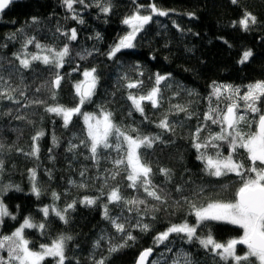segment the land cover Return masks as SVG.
I'll list each match as a JSON object with an SVG mask.
<instances>
[{
    "label": "trees",
    "instance_id": "1",
    "mask_svg": "<svg viewBox=\"0 0 264 264\" xmlns=\"http://www.w3.org/2000/svg\"><path fill=\"white\" fill-rule=\"evenodd\" d=\"M109 2L111 10L105 14L101 7ZM152 3L168 15H153L152 21L137 34L134 47L122 49L109 59L111 48L127 33L123 19L138 6H143L141 14H149L147 6ZM220 4L221 0H84V4L73 5V12L63 0H22L15 1L0 15V92L13 97L11 100L0 97V161L3 162L0 179L4 186H11L2 200L16 217L14 220L4 217L0 234L10 235L26 217L35 223L46 222L43 234L37 229H25L26 238L31 241V247L38 249L41 243H50L61 234L72 237L67 242L65 264H96L102 258H106V264H132L148 248L155 251L150 264H172L180 252L188 253L193 264H224L198 242L188 243L182 234L172 233L164 243L155 242L157 235L169 226L195 222L192 204L199 207L212 201H232L241 186L239 177L233 173L216 177L205 171L193 147V134L197 127H202L199 142L204 143L220 131L218 125L203 119L213 82L239 87L242 94L253 73L264 74V0H237V3L231 0L228 19L216 15ZM245 12L256 17V23L250 24L247 31L238 23ZM74 15L84 23L73 19ZM72 29L77 32L75 41L65 35ZM13 34L16 38L8 39ZM29 37L56 51L68 45L70 56L65 58L63 67L55 69L36 61L30 68H22L15 54ZM248 50L252 56L247 62L239 63L243 52ZM26 51L40 52L34 45H28ZM81 55L85 58L81 59ZM93 68L98 84L91 103H86L82 111L111 113L113 123L133 136H160L151 148L140 151L152 169L151 183L161 200L148 196L143 188L129 187L125 166L117 167L113 163L118 158L113 149L100 148L97 158H92L86 146L82 116H74L65 127L61 117L45 110L56 104L75 106L78 97L74 85L82 79L84 70ZM56 71L64 77L58 89L51 84ZM157 73L170 74L159 85V106L154 108L145 100L141 115L128 96L147 95L155 86ZM129 82L139 83L129 89L126 86ZM216 103L213 97V106ZM226 103L219 106L224 108ZM177 105L186 108L187 113L177 111ZM165 118L172 131L157 127ZM241 126L245 132L256 130L255 124L251 129L245 124ZM133 128L138 133H132ZM41 131L44 135L34 142L33 137ZM110 140L115 143V137ZM218 143L227 156V145ZM34 145L39 148L38 156L31 155ZM73 145L76 147L72 148ZM207 151L213 154L215 149L210 147ZM236 158L245 167L249 166L243 149ZM161 169L169 170L168 175ZM33 171L41 191L39 198L32 193ZM114 188L119 189L123 198L144 203H109L108 193ZM53 193L59 198L55 199ZM84 197L96 198V203L91 206L81 203ZM72 203L74 208L65 213L67 223L51 210L47 218L40 211L45 206L63 210ZM105 205L110 217H119L118 222L125 225L126 232H118L105 218ZM138 222L147 224L148 230L136 227ZM209 228L218 242L238 238L243 231L234 225L211 222L208 227L198 229V234L204 236ZM129 232L134 240H127ZM125 242L126 246L119 251L109 252L111 246ZM245 249L238 245L237 253L242 255ZM0 255L6 257L7 253ZM44 264L54 261L47 258Z\"/></svg>",
    "mask_w": 264,
    "mask_h": 264
},
{
    "label": "snow or ice",
    "instance_id": "2",
    "mask_svg": "<svg viewBox=\"0 0 264 264\" xmlns=\"http://www.w3.org/2000/svg\"><path fill=\"white\" fill-rule=\"evenodd\" d=\"M232 2L237 3V0H232ZM12 3L13 0H0V13H3ZM63 3L68 10L74 12L73 5L77 3L84 4V0H63ZM85 6L87 7V5ZM96 6L100 7V4L97 3ZM141 7L143 6H138L133 14L123 19L122 23L127 25L131 30L121 37L119 42L111 48L108 53L109 59L114 58L122 49L134 47L133 41L136 39L137 34L143 31L145 26L152 21L153 15H168L166 11L158 9L154 3L147 6L150 9L149 14H141ZM110 10V2L105 3L101 7V11L105 14L110 12ZM72 18L78 19L75 15ZM33 21L35 22V18H33ZM78 22L81 24L84 23L83 19H78ZM238 23L247 31L250 24L256 23V17L251 13L245 12L243 18ZM65 35L71 41L77 39L75 29H72L70 34L65 33ZM15 38V34L8 37L10 40ZM28 45H34L36 49L40 50V53L47 52L48 54L29 53L26 51ZM86 54L90 55L91 53ZM15 56L20 66L24 69L30 68L32 62L36 61L51 68L59 69L63 67L65 58L70 56V49L68 45H65L61 50L56 51L52 48H46L36 41L35 37H29L24 40L21 51L16 53ZM251 56L252 52L250 50L244 51L239 63L247 62ZM84 58V55H81V59ZM77 70L73 69V71ZM95 73V68L84 70L82 73L84 79L74 85L75 95L78 97V103L75 106L66 107L56 104L55 106L46 107L45 110L61 117L65 127L69 125L74 116H82L86 125L88 143L85 141H81V143H86V146L89 147L92 158H97L98 149L100 148L113 149L118 153V158L113 163L117 167L121 165L125 166L127 173L126 179L130 182L129 187L134 189L143 188L148 196L156 200H161L162 197L155 191L151 183L150 176L152 169L144 162L140 151L142 148H151L156 141L160 140V136L140 134L133 136L129 132L122 131L113 123L111 113L101 111L100 115L97 116L96 114L82 111V107L86 103H91L92 97L95 95L99 80ZM169 76L157 73L155 76V86L147 95L135 96L130 93L128 100L131 101L133 108L143 115L144 108L142 102L145 100L150 101L154 108L158 107L160 98L159 85L161 82L167 80ZM63 79L64 77L59 71H56L55 78L51 81L52 87L58 89ZM138 83L129 82L126 86L132 89L136 88ZM211 87L212 92L208 97L209 107L203 119L204 121H210L212 124L218 125L220 131L212 135L204 143H201L199 142V133L203 128L197 127L193 134V147L197 150V159L204 163L205 171L209 175L220 177L233 173L239 177L241 186L237 189L235 198L232 201H212L207 203L206 206L199 207L192 204L191 207L195 216V222L189 224L186 221L179 225L173 224L164 232L159 233L155 238V242L157 244L164 243L172 233L177 235L182 234L183 237H186L188 243L193 241L198 242L202 248L218 256L224 264H229V262L231 264H264V81H256L246 85V91L242 95L240 88L232 85H218L213 82ZM0 97H5L9 100L13 99L7 92H0ZM213 97L217 101L215 106L212 104ZM52 98H56L55 92H53ZM225 101H227L225 107L221 108L219 106L220 103H224ZM241 101L243 102L242 105ZM36 103L43 102L36 101ZM175 107L177 111L187 113L186 108L179 105ZM241 107H243V111H241ZM250 115L252 119H249ZM242 124L247 125L249 129H251L252 124H255L256 130L245 132L241 128ZM157 127L165 131L173 130L166 118L161 120ZM131 132L138 133V130L133 128ZM43 135V131L38 132L33 137V141H37ZM111 137H115V143L111 142ZM218 142H223V144L227 145V156L220 150L222 145ZM75 147V145L72 146V148ZM210 147L215 149L213 154H209L207 151ZM240 149H243L247 154V159L250 161L248 167H245L244 163L236 158ZM69 150L72 149L70 148ZM38 153L39 148L34 145L31 155L38 156ZM2 167L3 162L0 161V170H2ZM161 172L167 176L169 170L161 169ZM32 178L34 181L32 193L39 198L41 191L35 183V171L32 172ZM10 187L8 185L3 190H0V196ZM81 187H84V185H81ZM17 190L19 189L17 188ZM177 191H180V189L178 188ZM52 195L55 199L59 198L56 193ZM108 202L117 205L144 203L142 200H127L123 198L118 188H114L108 193ZM81 203L91 206L96 203V198L84 197ZM74 206V203L68 204L63 210L50 209L49 206H45L40 211L47 218L51 210L56 217L67 223L65 213L68 209L74 208ZM129 211H131V208H129ZM104 216L110 220L118 232H126L125 225L118 222L119 217L112 218L109 216L107 205L104 206ZM4 217H11L13 220L16 219L8 211L3 200L0 199V224L3 223ZM211 222L237 226L243 230L242 235L238 238H230L226 242H218L209 228L204 236H200L198 229L208 227ZM46 227V222L35 223L31 217H26L20 226L10 235L0 234V252L7 253L6 257L0 255V264H44L47 258H52L54 264H65L68 259L66 256L67 242L72 237L61 234L52 239L50 243H41L38 249L30 246L31 241L26 238L25 229H37L43 234ZM136 227H140L143 231H147L149 228L147 224H141L139 222ZM126 235L127 240L135 239L130 232ZM238 245L246 247L247 250L244 254H237ZM97 246H99V242H97ZM125 246L126 242L125 244L111 246L109 252H117ZM168 251L170 252L172 249L169 248ZM152 252V248L145 249L141 252L137 264H146L147 258ZM181 257L183 258V264H193L190 255L186 252L177 253L172 264H180ZM96 264H106V258L96 261Z\"/></svg>",
    "mask_w": 264,
    "mask_h": 264
},
{
    "label": "rangeland",
    "instance_id": "3",
    "mask_svg": "<svg viewBox=\"0 0 264 264\" xmlns=\"http://www.w3.org/2000/svg\"><path fill=\"white\" fill-rule=\"evenodd\" d=\"M231 0H221V4L219 5L218 9L216 10V15L221 18V19H224V18H227L228 19V12H229V4H230ZM131 29L128 27V30H127V33L130 31ZM126 33V34H127ZM125 34V35H126ZM124 36V35H123ZM122 36V37H123ZM119 42V40H118ZM117 42V43H118ZM40 53V52H39ZM40 54H48L47 52H44V53H40ZM254 76L251 77V83H254L256 81H264V74H256V73H253ZM84 79L83 75H82V79L80 81H82ZM79 81V82H80ZM246 91V90H245ZM244 91V92H245ZM243 92V93H244ZM242 93V94H243ZM241 94V95H242ZM241 103L243 104V102L241 101ZM241 104V105H242ZM241 111H243V107H241ZM97 116H99L100 114H96ZM94 122V121H93ZM242 128V126H241ZM4 185L2 184L1 182V179H0V190H3L4 189ZM0 199H2V196H0ZM0 230H1V224H0ZM247 249H245V252H246ZM238 254V253H237Z\"/></svg>",
    "mask_w": 264,
    "mask_h": 264
},
{
    "label": "water",
    "instance_id": "4",
    "mask_svg": "<svg viewBox=\"0 0 264 264\" xmlns=\"http://www.w3.org/2000/svg\"><path fill=\"white\" fill-rule=\"evenodd\" d=\"M15 1H22V0H13V3H14ZM13 3H12V4H13ZM12 4H10L9 7H10ZM9 7H8V8H9ZM8 8H7V9H8ZM7 9H5L4 12H5ZM1 14H2V13H0V15H1ZM133 43H134V41H133ZM143 251H144V250H143ZM143 251H142V252H143ZM154 255H155V251H154V249H153L152 254L147 258L146 264H150V262H151V260L153 259ZM139 256H140V254H139ZM139 256H138V258H139ZM138 258H137L136 261H135L134 263H132V264H137Z\"/></svg>",
    "mask_w": 264,
    "mask_h": 264
}]
</instances>
